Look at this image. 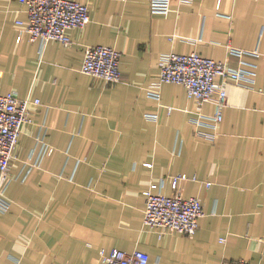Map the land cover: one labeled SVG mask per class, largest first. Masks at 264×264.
Wrapping results in <instances>:
<instances>
[{
    "label": "crops",
    "instance_id": "1",
    "mask_svg": "<svg viewBox=\"0 0 264 264\" xmlns=\"http://www.w3.org/2000/svg\"><path fill=\"white\" fill-rule=\"evenodd\" d=\"M74 1L89 6L91 21L68 31L66 47L32 42L17 24L28 19L25 0H0V89L41 101L12 161L0 264H102L101 252L113 249L146 252L149 264H264V0H172L167 14L152 13L151 0ZM97 45L121 53V82L81 71ZM230 48L261 56H245L256 66L253 84L228 82L217 130L196 124L197 103L182 85L149 97L163 54L198 53L239 69ZM215 110L211 101L202 114ZM205 132L217 138H200ZM40 140L53 153L22 182ZM179 175L196 178L180 192L200 199L204 216L194 236L160 237L144 226L143 193L163 180L162 193L173 196Z\"/></svg>",
    "mask_w": 264,
    "mask_h": 264
},
{
    "label": "built area",
    "instance_id": "2",
    "mask_svg": "<svg viewBox=\"0 0 264 264\" xmlns=\"http://www.w3.org/2000/svg\"><path fill=\"white\" fill-rule=\"evenodd\" d=\"M191 3L193 0H179ZM27 21L18 20L21 32L30 35L32 42L43 46L51 41L61 42L66 47L72 44L68 31L73 28H84L91 21V12L87 4L74 0H25ZM151 11L154 14H167L172 0H151ZM231 55L241 58L242 67L234 69L226 62L216 61L198 53L188 55L163 54L160 72L157 79L148 88L150 98L159 101L164 84L174 83L185 87L187 95L197 103L199 119L196 124L201 127L217 130L223 121V110L227 104V84L229 81L253 84L256 66L245 59V56L259 58L258 51H245L230 48ZM121 53L113 47L97 45L88 47L81 71L94 78L102 79L108 84L121 82ZM213 101L216 105L212 116L202 114L203 106ZM41 101L21 100L15 92L3 93L0 89V212H8L11 202L6 191L12 181L10 174L12 161L16 158L19 137L25 124L32 122V106L38 107ZM168 111H171L168 109ZM148 118L157 120L158 115L147 114ZM200 138L210 141L217 138L216 134H198ZM37 161L27 162L25 168L17 176L25 182L31 171L40 167L41 161L51 156L53 148L43 140ZM38 148H36V151ZM37 154V153H36ZM152 165H148L151 167ZM196 180L187 175L173 178L172 185L176 191L173 196L162 193L164 181L154 182L143 195L146 199L144 226L159 231L160 237L168 232H176L194 236L199 229L200 219L204 216V207L200 199L186 198L180 192V182ZM102 264H149L150 256L146 252L135 250L131 253L113 249L108 254L101 252ZM222 264H250L246 260H231Z\"/></svg>",
    "mask_w": 264,
    "mask_h": 264
}]
</instances>
